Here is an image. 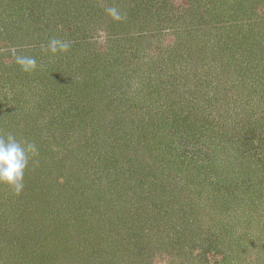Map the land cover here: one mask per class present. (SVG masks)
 Here are the masks:
<instances>
[{"label": "rangeland", "instance_id": "1", "mask_svg": "<svg viewBox=\"0 0 264 264\" xmlns=\"http://www.w3.org/2000/svg\"><path fill=\"white\" fill-rule=\"evenodd\" d=\"M231 1L0 0V134L38 148L19 195L0 184V264H87V218L126 249L90 263L264 264V0ZM193 33L202 52L184 48ZM54 38L69 50L48 52ZM23 193L31 224L52 229L43 242L1 206Z\"/></svg>", "mask_w": 264, "mask_h": 264}, {"label": "trees", "instance_id": "2", "mask_svg": "<svg viewBox=\"0 0 264 264\" xmlns=\"http://www.w3.org/2000/svg\"><path fill=\"white\" fill-rule=\"evenodd\" d=\"M260 2H261V0L258 1V3H260ZM239 3H241V5H242V2H240L239 0H232L227 6H229V8H231L232 5L235 4V5L240 7ZM214 5L212 6V7H215L213 11L217 12V10H218V13L220 15L224 14L223 13V10H225L224 9L225 8L224 5L222 6L219 3H217V2ZM263 5H264V3L262 4V6ZM216 8H217V10H216ZM228 16H230V15H228ZM226 19L229 21L228 18H226ZM222 22H226V21H222ZM249 22H251V21H249ZM232 25L237 26L238 24L235 25L233 23ZM248 25H250V23H248ZM218 30H221L220 32H222V34L219 36V38L222 40L221 42H223V41H225L226 39L229 38L228 35H227L228 33H224L226 28L225 27H221V24H219ZM243 30L244 29L239 28L238 32L242 33L243 38H244L245 34H247V32L250 34V31L246 32V30H248V29H245L244 32H243ZM262 30H264V25H259L258 32H262ZM249 34L246 35L247 36L246 40L239 38L238 44H242V42L244 43V42L250 40L251 37H249L250 36ZM184 37H185V39H184V45H185L184 48L190 49V48L193 47V49H195V51L199 50L200 52L203 51V49L207 45V42L209 41V39L208 38L206 39L203 34H196V33H193V35L186 34V35H184ZM259 41H260L259 43L262 42V44H263V45H260V44L259 45L260 46H264V39L262 37H261V39ZM251 51H253V48L250 49V51H249L250 54H247V55L253 57V55L251 54ZM244 57L246 58V56H244ZM201 58H202V61H203L204 60L203 57H201ZM236 59L237 58L232 56V55L229 57V60L231 62V64H230L231 66L235 65V63H236L235 60ZM239 63L246 64V66L243 67L244 70H247L249 68V66H250L249 65V61L247 60V58L246 59L242 58V60H240ZM247 65H248V67H247ZM173 109H172V114L174 115L175 120L176 121H180L181 120L182 125H186L185 123H187V119L192 118V116H190V110L187 111L186 115L185 114H183V115L181 114L180 116H178V111L179 110L178 109H174L175 110L174 111ZM194 114H195V112H194ZM218 187L219 188H225V181H222V184L220 186L218 185ZM26 194H28V193L26 192ZM26 194L23 193V200L21 199L20 202L18 203L17 207H14V209H11L10 200H7L8 197H6L5 199L3 198L1 206H2V208L4 207V210L6 212L8 211V213H10V215H11L10 217L11 218L14 217L12 219L14 221L11 220L9 223H11V224L13 223V228L11 230L15 234H17V235H19V233L22 234V232L26 231V230L30 231V232H32L33 234H36V235L41 234L42 232H44L45 235L38 239L39 242H43L44 241V237H49L50 238V236L52 235V229L47 228V226L43 225L41 222L39 223V225L37 227H35V225L31 224L32 221H34L32 219H37V218L29 215V213H30L29 212V208H30L31 205L29 207L27 206L30 202L27 203V201H29V200L27 199V197L26 198L24 197V196H26ZM2 195H4V196L6 195V190L5 189L0 190V196H2ZM46 199L49 200L48 198H46ZM223 199H224L223 203L221 204V205H223V208H226V206H228V203L231 204V203H233L232 201H234L230 197L229 193L226 195V197H223ZM215 200H217V199H215ZM43 202H44V199L42 200L41 207H45ZM40 204L41 203H39V206H40ZM39 211H37L36 214H40V213H38ZM27 216L30 217L31 219H27L28 218ZM1 219L3 221L7 220V219H4L2 217H1ZM92 220L94 221V219H92ZM34 222H38V221H34ZM11 224L9 226H11ZM41 225L43 226V229H42ZM93 225H94L93 222H89V220L87 218V219H84L77 227L78 232L76 234V243L78 242L81 245L84 244V247L89 250L88 251V253H89L88 256L89 257L87 256V264H94V263H90L88 258L89 259L92 258V260H93V259H96L99 256L101 258L107 257V256L110 257L111 255H113V256L116 255L117 251H121L123 254L125 253L126 249L123 246L122 242L117 241V240L115 241L113 239L110 242V240L104 235V233L101 232V228L99 227V224L95 225V226H93ZM68 226L69 225H67L66 228ZM71 227H73V223H71ZM63 229H65V227H63ZM71 229H74V228H71ZM67 230H69V229H67ZM26 244H27V241H26ZM34 244L36 245L37 242L34 243ZM80 256L81 255H78V257L80 258V261H81L82 258ZM75 257H77V256H75ZM80 261H78L77 259H74L72 262L75 263V264H80Z\"/></svg>", "mask_w": 264, "mask_h": 264}, {"label": "clouds", "instance_id": "3", "mask_svg": "<svg viewBox=\"0 0 264 264\" xmlns=\"http://www.w3.org/2000/svg\"><path fill=\"white\" fill-rule=\"evenodd\" d=\"M106 13L114 22L125 19L116 7H108ZM70 46V42L54 38L49 41L46 50L55 55L67 52ZM8 51L22 71L30 73L36 70L37 62L34 57L20 55L14 46ZM37 155L35 143L21 141L13 133L0 134V184L7 185L14 194L19 195L24 189V175L29 161Z\"/></svg>", "mask_w": 264, "mask_h": 264}]
</instances>
